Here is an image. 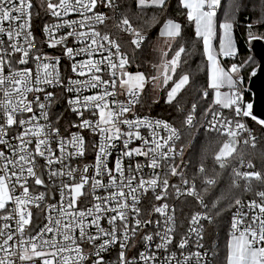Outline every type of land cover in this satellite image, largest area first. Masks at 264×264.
Listing matches in <instances>:
<instances>
[{
  "label": "snow or ice",
  "instance_id": "1",
  "mask_svg": "<svg viewBox=\"0 0 264 264\" xmlns=\"http://www.w3.org/2000/svg\"><path fill=\"white\" fill-rule=\"evenodd\" d=\"M167 0H137L140 8H164ZM179 3L186 11V18L189 22L195 25L196 42L202 47V54L207 62V87L216 90L214 104L222 106L224 109L233 108L237 116L241 113L248 117L252 104H247V108L240 105L242 94L236 90L238 82H242V77L239 81L233 76L234 73H239L252 61L250 56L243 64H233L230 68L225 69L221 64V57H235L238 55V43L233 36V23L229 19L222 22H217V9L221 4V0H179ZM98 6L114 7V0H58L53 3L52 0H41L40 7L45 8L47 14L57 21L52 25H46L47 39L45 43L49 48H61L62 56L68 58L70 61V71L79 77H84L86 73L89 78L86 80L73 79L64 75L60 70L61 55L49 56L41 54L36 43L34 34L31 32V15L35 7L33 0H0V89L7 103L0 101V113L4 116V122L0 123V144L9 145V142L4 138L13 125L17 123L24 129L17 139L20 140L19 160L7 159L3 152H0V161L3 166L0 167V210H6L8 201H12L16 207L12 209V215L5 217V220L16 219L17 230L21 233V239L15 245L10 243L14 236L11 230L7 233V238L3 239L0 244V252L6 253L5 258H0V264H37L34 258H42L43 264H105L104 254L114 244H119L121 251L119 252L118 264H156L157 256L154 253H147L141 251L139 258L127 256V247L131 243V238L137 233L141 226V220L135 219V227L130 223L128 210L139 215L137 204L139 203L138 189L147 191L148 187L153 190L161 186L159 179H152L145 181L142 178L136 188H133V182L136 178L135 174L140 172L139 164L135 168L129 165L124 166L125 159L131 160L134 156H149L151 158V168L160 167L157 160L164 161L167 159V152L164 150L167 147L168 151H173L171 144L177 137V132L173 130L169 138L163 143L159 141H148L140 135L139 128L141 126L153 127L155 135V126L150 122L144 120L122 119L125 113L131 111L132 106L139 101L140 92L145 86V76L142 73L131 74L125 70L128 63L127 57L120 55L117 46L116 52L111 51L114 41L108 35H103L95 30V25L103 24L107 17L103 13L96 12ZM69 14H79L84 19L82 20H68L66 17ZM91 14V15H89ZM123 25L127 29L130 27V22L127 18L123 19ZM79 25L82 28L90 29V31L77 32L76 28ZM7 26V27H5ZM70 28L66 35L57 37V33L61 29ZM162 35L168 37L178 38L182 36V25L179 22H174L168 19L163 26ZM7 36V40L4 37ZM74 39L78 44H83V47L74 48L69 47L66 43L68 39ZM98 38L101 42L98 43ZM23 39L24 43H21ZM144 37H139L143 40ZM258 37H251L249 34L248 43ZM91 40V44L85 42ZM139 40H134L133 43L139 45ZM107 42L108 56L99 61L91 59L96 52L105 51V43ZM218 42V46H217ZM187 51L186 46L181 45L171 61V72L176 74L177 69L182 62V55ZM33 52L36 55L33 56ZM16 54H19L17 61ZM81 55H87L89 59L87 62H74V58ZM118 56L119 61L114 62V57ZM5 57H8L5 62ZM107 60V66L110 67V79H102L100 73L102 71L101 65ZM14 62L21 66H26L29 63H35V72L28 67H23L22 70H17L13 67ZM119 70V83L121 87H127L128 100L127 104L110 99L115 95V92H109V86L113 89L117 83V72ZM5 71H9L10 75H4ZM259 68L254 69L251 73L255 76ZM173 75L165 74L164 83L173 80ZM66 81V83H65ZM190 76L183 74L179 80L173 81V86L167 94V100L171 103L177 94L188 85ZM227 85L231 90L228 94L220 92V89ZM10 86V87H9ZM51 86L55 88L59 86L62 90L69 93H77L74 99L68 101L72 106V110L80 117L78 124H73L72 127L79 131H67V139L61 134L58 127H51L50 124L41 125L34 123L39 120L34 113L38 107L40 116L44 120H48V112L46 109L55 97L54 91H47ZM97 90L100 93L94 95H84L83 98L79 95L83 90ZM30 93H43V101L40 95H36L32 100L27 97ZM205 98L208 96L207 90L203 93ZM112 105H118V110L114 109ZM91 111L92 116H98V119H85L84 112ZM23 113H33L28 119H17L18 115ZM218 115V114H214ZM191 123V117L188 118ZM232 121H224L223 126L226 128L228 135H235L229 125ZM264 125V121H259ZM123 126V127H122ZM164 128H168L165 124ZM239 129H243V124H238ZM87 130L94 136H99V141L92 143L95 149V163L94 174L87 175L90 168L85 165L82 169L85 175L79 177V182H75L76 173L80 171L79 168H71L65 164L72 158L84 157L86 153L87 142L83 136V131ZM35 138V152H30L25 145L33 143ZM134 139L143 141V147L148 150L144 151L142 147L130 148L129 145ZM56 142V146L60 155L57 156L51 146L52 142ZM123 143L124 150L120 155L114 159V164L109 167V162L112 159V151L117 147V142ZM71 146L74 151H68ZM13 154L16 155V150L13 148ZM231 154L229 145L225 144L221 150L220 157ZM37 157L43 158L45 166L51 168L55 164L61 165L60 171H51V176H67L73 180V183H62L59 189L61 205L57 208L55 205H49L50 209H55L67 217L65 222L60 220L54 223L58 226L62 225L63 240H40L39 243L33 238L29 237L23 240L24 226L29 224V219L26 218L30 213H25L24 206L30 201L39 203L45 199L44 195L30 196L29 188L23 187V196L14 198L12 193L15 191V185L21 180L22 174L26 171L29 177H37L35 179L36 185H41L43 180L39 178V173L36 171L38 160ZM23 162V163H21ZM17 165L19 167L17 168ZM11 166V167H10ZM67 171H64V169ZM173 175L177 174L176 167L171 168ZM104 176L109 177L107 184L102 182ZM246 178L256 177L260 178L259 173H243ZM13 177L15 180H13ZM117 178L119 182H117ZM89 180L92 181L91 191L95 192L97 188L101 189H119V192H110L109 195L100 198L96 197L97 201L103 200V203H96L94 207H90L87 211L81 210L79 212L69 213V209H73L79 198L87 195L84 190L85 185ZM163 188L166 191L168 188V180L162 181ZM127 188L128 192L124 189ZM191 195V192L188 193ZM131 195V204H129L128 196ZM257 195L264 200V192H259ZM164 198L163 193L156 195L157 200ZM123 201L118 203L117 207H112L113 202ZM66 203V207L64 206ZM240 200L236 201L239 205ZM249 207L252 209H259L258 214L253 215L252 221L249 224L245 223L246 215L234 216L231 224V231L226 245V256L224 264H264V204H258L256 201H250ZM168 205L155 207L156 213H161L165 216V231L156 232L155 236L148 234L141 239L145 242L146 248L151 247V242L159 237L161 243L156 245L157 250L167 249L168 245L173 242L169 233L172 231L168 228V224L173 220V217L167 215ZM114 213L108 216V213ZM108 216V224L110 229L106 230L100 226V220ZM91 217L90 223L85 221ZM123 225V231L117 227V220ZM211 220L210 217L201 214L192 216L190 223L192 225H199V227L190 228L191 232L203 240L202 235V220ZM150 223V221L148 222ZM77 225L79 226V241L85 242L83 245L78 243L74 233ZM5 229L8 225L5 224ZM95 227L97 232L95 235L89 234L88 229ZM46 232H52L51 227L45 229ZM60 228L58 227L57 235H60ZM5 235V231L0 229V237ZM187 244L186 239H182L178 247L184 249ZM90 246L88 253L84 252V247ZM198 247H203V244H198ZM30 249V250H29ZM42 249H52L51 252H45ZM51 258H48V257ZM208 253L201 254L199 251L195 253V264H208ZM15 259H14V258ZM175 253L171 256L165 257V261L174 260ZM185 264H192V255L189 254L184 257ZM176 264H180L176 260Z\"/></svg>",
  "mask_w": 264,
  "mask_h": 264
},
{
  "label": "built area",
  "instance_id": "2",
  "mask_svg": "<svg viewBox=\"0 0 264 264\" xmlns=\"http://www.w3.org/2000/svg\"><path fill=\"white\" fill-rule=\"evenodd\" d=\"M53 3L58 2V0H52ZM33 3L35 4V7L32 10L30 25H31V32L34 34L35 37V43L40 51L41 54H47L49 56H57L61 55V65L60 70L61 72L68 76L72 77L73 79H80V80H86L89 78L88 74L84 77H79L76 74L72 73L70 71V61L68 58H65L62 56L61 48L57 47L55 49L49 48L47 46V43H45L47 39V32L44 30L46 25H52L56 23L57 21L55 18H52L49 14L46 13L45 8L40 7L41 0H33ZM114 7H104V6H98L95 10L96 12L103 13L107 19L103 24L95 25V30L98 31L101 36L108 35L112 41H114V45L111 48V51L113 53L116 52V48L118 46L120 55L126 56L125 51L121 47L117 36L115 35L114 30L122 29L123 32L127 33L128 36H130L131 40H139V37H143V34H141L139 31L130 29L129 27L126 29L125 26L122 24L121 19H119L118 16V8L116 0H114ZM91 15V14H89ZM66 19L68 20H82L84 19L79 14H69ZM7 27V26H5ZM68 31H71L70 28L61 29L59 33H57V37L66 35ZM77 32L80 31H90V29L82 28L79 25H77L76 28ZM5 40H7V36L4 37ZM142 40H139V43ZM101 42L98 38V43ZM21 43L23 44L24 41L21 39ZM67 45L69 47L79 48L83 47V44H78L74 41V39L70 38L66 41ZM86 44H91V40H88L85 42ZM105 43V51L104 52H96L92 55L91 59L99 61L104 57L108 56V46L107 42ZM33 56L36 55L35 52L32 53ZM8 57H5V62ZM16 59L18 61L19 54H16ZM89 57L87 55H81L74 58V62H87ZM119 57H114V62L118 63ZM13 67L17 70H22L23 67H28L35 72V63H29L26 66H21L17 62H14ZM102 71L100 73H96L98 75L102 76V79L108 80L110 79V67L107 66V60L105 59L104 64L101 65ZM127 69V65L126 68ZM11 73L9 71H5L4 75H10ZM119 70L117 72V83L115 89H113L111 86H109V92H115V95L113 97H110V99H114L120 102H123L127 104L128 100V90L127 91H120L119 89ZM241 76L235 77L238 81ZM66 83V81H65ZM10 87V86H9ZM236 90L239 91L242 94V99L240 101V105L245 108L246 103V95L245 90L246 87L243 85L242 82H238L236 86ZM47 91H54L55 97L49 101L46 102L49 104V107L46 109L48 112V120H44L43 117L40 116V110L38 107L34 110V113L37 117H40L38 121L34 123H39L41 125L50 124L51 127H58L60 129V132L62 135L65 136L67 139V131L70 130L73 132L79 131L76 128H73V124H78L80 122V117L77 115L76 112L72 110V106L69 105L68 101L70 99H74L77 93H69L65 90H62L59 86H56L55 88L49 86L47 88ZM100 89L97 90H90L86 89L83 90L79 95L81 98H83L84 95H94L100 93ZM36 95H40L41 99L43 101V93H30L27 97L28 100H32ZM140 96L139 95V101L136 105L132 106L131 111L129 113H125L122 119H131V120H144L145 122H150L151 125L155 126L156 122L159 121V125L155 126V135L153 133V127L150 126H141L138 130L140 132V135L144 137L145 140H148L150 142L152 141H159L163 143L164 140H167L169 138L170 133L175 130L177 132V137L174 139V141L171 144V148L173 151H168L167 147H165V151L167 152V159L164 161L157 160V163L161 165L160 167H157L155 169L151 168L149 165L151 164V158L149 156H134L131 160L125 159L124 166L127 168L129 165L131 167L135 168L137 164L140 166V172L136 173L135 180L133 182L132 187L136 188V186L139 184L140 179L142 178L145 181H150L152 179H159L161 181V186L159 188H156L153 190L151 187H148L147 191L144 189H138L137 195L139 196V203L137 204V208L139 209V215L137 213H134L131 211V209L128 210V215L130 217V223L133 227H135V219L133 217L138 218L141 220V226L137 230V233L134 237L131 238V243L127 247V256L129 259L132 257L139 258V253L141 251H145L147 253H154L157 256L156 264H166L165 257L171 256L172 253H175V259L167 261V264H176V260L180 261V264H185L184 257L191 254L192 255V264H195V253L199 251L201 254L207 252V261L208 264H212L214 261V257L216 256V253L208 252V250L205 247V224L209 223L211 220L205 219L202 220V235L203 240L201 241L200 238L196 235V233L191 232L190 228L192 227H199V225H192L190 223L191 218L195 214H201L203 216L210 217L211 216L207 213L205 210V205L203 200L197 196L196 194V187L195 182L191 180L190 178H185L183 175V172L180 170V162L182 159V154L184 151V146L182 143V137H181V131L178 127L174 126L173 124L169 123L168 121L164 120L163 118L151 115L148 110L143 109L140 104ZM0 101H3L4 103H7L5 98L2 94V89H0ZM114 109L118 110V105H112ZM33 113H23L22 115H18L17 119H28ZM218 114V115H214ZM241 117H243V114H240ZM191 117V123L188 122V118ZM186 120L185 124L186 126H192L195 123H199L200 127L206 131L209 132H216L221 135H224L227 139L229 138H236V145L237 144H243V145H252L254 143L255 136L253 132L247 127V125L240 120L233 119L231 117H228L224 115L223 113L219 111H211L209 112L202 120H197L196 115L192 114L190 115ZM84 118L85 119H98V116L93 117L91 111H85L84 112ZM224 121H232V123L229 125V127L232 128L235 135H228L226 133V128L223 126ZM4 122V116L2 113H0V123ZM167 124L168 128H164V125ZM238 124H243L244 128L239 129ZM123 127V126H122ZM24 131L23 128L19 126L17 123L16 125H13L11 130L8 131V134L4 137L8 142L9 145H3L0 144V152L4 153V156L11 160L16 159L19 160V154L21 152L20 149V140L17 139L18 135ZM83 136L86 139L87 146H86V155L82 158L76 157L72 158L69 161H65V164L69 165L71 168H79L80 171L76 173V180L75 182H79V177L81 175H85L83 173L82 169L85 165H87L90 168V172L87 174L89 176L94 174V157H95V149L92 146V143L94 141H99V136H94L91 132L84 130ZM33 143L29 145H25L30 152H35V138L33 137ZM227 143V142H226ZM51 146L53 147V150L57 156L60 155L59 150L56 146V142L53 141ZM130 148H137L142 147L144 151H147L148 149L146 147H143V141L134 139L132 143L129 145ZM13 148L16 150V155L13 154ZM224 148V147H223ZM124 150L123 143L117 142V147L112 151V159L109 162V167H112L114 164V159L116 156L120 155L121 152ZM68 151H74V149L69 146ZM38 165L36 168V171L39 173V176L43 180V185H36L35 179L37 177H29L27 172L25 171L22 176L21 180L16 183L15 185V191L12 193L13 197H21L23 196V187L29 188V195L36 197L40 195H44L45 199L43 201H40L38 204L29 202L24 206L25 213H30V215H27L26 218L29 219V224L24 226V234L22 239L27 240L29 237L36 240L38 243L40 240H63V228L62 225L58 226L54 222L57 220H60L62 223L66 221L67 217H65L61 212L50 209L49 205H55L57 208L61 205V199L59 195V189L62 185V183H73V180L67 176H51V171H60L61 165L55 164L51 168L45 166V161L43 158L37 157ZM23 163V162H21ZM3 166V162L0 161V167ZM250 163L246 160H241L238 162V164L235 166V171L242 175L243 173L247 172L250 168ZM11 167V166H10ZM19 165H17V168ZM176 167L177 174L173 175L171 172V168ZM64 171H67L65 168ZM97 179H102V182L107 184L109 181V177L104 176L102 178L98 177ZM164 179L168 180V188L166 191L163 188L162 181ZM13 180L15 178L13 177ZM117 182H119L117 178ZM91 184L92 181L89 180L88 184L85 185V188L83 191L87 193V195L81 197L78 199L76 205L73 209H69V213L72 212H79L81 210L87 211L88 208L94 207L96 203H103V200L100 201L96 200V197L103 198L107 195H109L110 192H119V189L113 188V189H101L97 188L95 192L91 191ZM196 190V191H195ZM125 192H128V189H124ZM191 192V195L188 193ZM264 192V191H257L252 197L249 198H243L239 199L241 203L239 205L235 204L234 209L231 211V214L229 216V227L228 232L230 235L231 231V224L233 221L234 216H244L246 215L245 223L249 224L252 221V217L255 214H258L259 209H252L249 207L250 201H256L258 204H264V200H262L257 193ZM164 195V198L161 200L156 199V195L162 194ZM129 204H131V195L128 196ZM123 201L113 202L112 207H117L118 203H122ZM188 202L193 204H190V209H186L185 211H182V206L184 204H188ZM164 204L168 205L167 215L173 217V220L168 224V228H171L172 231L169 233V236L172 238L173 242L168 245L167 249H160L157 250L156 245L161 243L159 237H156L151 242V247L146 248L145 242L141 239L143 236L152 234L155 236L156 232H163L165 231V216L161 213L155 212V207L163 206ZM66 207V203L64 205ZM16 207V205L12 201H8L6 204V210H0V229L5 231V235L3 237H0V244L3 243V239L7 238V233L9 230H11V234L14 236V239L10 242L13 245V251L15 250V245L19 242L21 239V233L17 230V224L16 219H8L5 220V217H8L12 215V209ZM114 213L109 212L108 216L113 215ZM182 215H185L186 220L185 223H181ZM108 216H104L100 220V226L104 229L108 230L110 229V225L108 224ZM91 217H89L85 223H90ZM150 221V223H148ZM5 224L8 225V229H5ZM47 227L52 228V232H46L45 229ZM58 227L60 228V235H57ZM117 227L123 231V225L117 220ZM89 234L95 235L97 232V229L95 227H91L88 229ZM75 237L77 238L78 243L83 245L85 242L79 241V226L77 225L76 232L74 233ZM182 239L187 240V244L184 249H180L178 247L179 243ZM203 244V247H198V244ZM30 250V249H29ZM45 252H51L52 249H42ZM90 251V246L84 247V252L88 253ZM121 251L120 245L114 244L110 247V249L104 254V261L105 264H118L119 259V252ZM6 253L0 252V258H5ZM14 258V257H13ZM48 258H51L50 256ZM15 259V258H14ZM37 262V264H43L42 258H34ZM140 264H143V261L140 262ZM149 264H151V261H149ZM202 264H203V257H202Z\"/></svg>",
  "mask_w": 264,
  "mask_h": 264
},
{
  "label": "trees",
  "instance_id": "3",
  "mask_svg": "<svg viewBox=\"0 0 264 264\" xmlns=\"http://www.w3.org/2000/svg\"><path fill=\"white\" fill-rule=\"evenodd\" d=\"M116 3L119 19L127 18L130 26L138 29L144 37L137 46L122 29L114 30L127 55V69L130 72L147 73L152 61L155 40L168 19L182 25V36L173 39L167 51V56H171L181 45L186 46L187 49L182 55V62L176 74H172L173 80L161 89L157 100H152L145 88L140 96V104L151 115L163 118L180 129L182 142L185 144L180 170L185 177L195 182L205 210L211 216V221L205 224V247L208 252L216 253L212 264H224L229 239V216L236 201L252 197L257 191H264V125H257L250 116H237L234 107L224 109L214 104L212 91L207 87L206 58L202 54V47L196 42L194 23L187 20L186 11L182 9L179 0H167L164 8L142 9L138 6L137 0H116ZM216 19L217 22L231 20L234 25L233 36L239 48L237 56L221 57L222 64L226 69L233 64L241 65V60L252 55L247 42L248 32L252 31L264 37V0H221ZM254 69V64L249 63L239 72L246 87V101L250 102L252 93L247 88V83ZM183 74H188L190 81L169 103L166 98L167 90L173 85V81L179 80ZM205 90L208 92L207 98L203 95ZM209 104L210 108L203 111V107ZM211 111H219L228 117L243 121L253 132L254 143L252 145L239 143L229 156L217 159L220 156L221 146L227 138L219 133L202 129L199 123L192 126L185 124V120L190 115H196L197 120L200 121ZM240 160H246L251 165L245 173H259L260 178H246L243 174L239 175L234 166ZM190 204L193 202L184 204L182 211L190 209ZM182 218L181 223H185V215H182Z\"/></svg>",
  "mask_w": 264,
  "mask_h": 264
},
{
  "label": "rangeland",
  "instance_id": "4",
  "mask_svg": "<svg viewBox=\"0 0 264 264\" xmlns=\"http://www.w3.org/2000/svg\"><path fill=\"white\" fill-rule=\"evenodd\" d=\"M222 21H224V20H222ZM222 21H220V22H222ZM194 27H195V25H194ZM129 28L130 29L132 28L133 30L139 31L138 29H136L133 26H130ZM161 32H162V28H161ZM249 34L251 35V37H258V39L252 40L251 44H253V45H260V44L264 43V37L258 35L255 32L249 31L248 32V38H249ZM173 39L174 38L168 37L167 35H162V34L161 35H158L157 39L155 40V44H154V47H153L152 61L150 62L149 66H148L147 73H143V72H130L128 69H125L127 72H129V73H131L133 75L134 74H137V73L144 74V76H145V86H144L143 90L140 93H143L144 90H145V88H147V90H148V92H149L152 100H157L159 98L161 89L166 85L164 83L165 74L172 75L171 65H170L169 62L173 58L174 54L171 55V56H167V51L169 50V47H170ZM217 44H218V42H217ZM249 46H250V44H249ZM250 49H251V47H250ZM251 54L252 55H249L246 59H248L251 56L253 58V60L251 61V63H253L254 66H255V69H257V67H258V60L255 57V55L252 53V51H251ZM245 60H241V64H243ZM221 64H222V62H221ZM222 66L226 69V67L223 64H222ZM238 75H239V73H234L233 74L234 77H237ZM172 86L173 85H171L170 88L167 90L166 98H167L168 91H170V89H171ZM119 89H120V91H127L128 90L127 87H121L120 86V83H119ZM211 91H212V101L214 102L215 95H216V90L211 89ZM224 91H226V92L229 93L231 90L227 87V85H225L224 87H222L220 89V92H224ZM249 103L251 104L250 101H246V103H245V109L247 108V104H249ZM201 105L202 104L200 103V106ZM210 106L211 105L209 104L208 106L203 107V111L205 109L206 110L209 109ZM249 116H250V118L257 125H262L261 123H259V121H261V120H259V119L255 118L254 116H252L251 110H250V115ZM236 141H237L236 138L226 139L225 142L223 143V145L221 146L220 153H221V150L223 149V147H224L225 144H228L229 145V149L232 152L234 150L235 146H236ZM183 146L185 147V144H183ZM227 156H229V155H227ZM227 156H224V157L226 158ZM222 162L224 163V159H222ZM185 178H189V177H185ZM196 194H197L198 197L201 198V195L199 194V189L196 191Z\"/></svg>",
  "mask_w": 264,
  "mask_h": 264
},
{
  "label": "water",
  "instance_id": "5",
  "mask_svg": "<svg viewBox=\"0 0 264 264\" xmlns=\"http://www.w3.org/2000/svg\"><path fill=\"white\" fill-rule=\"evenodd\" d=\"M250 47L258 60L257 68H259L255 76L250 75L247 83V88L252 93L251 114L255 118L264 121V43L260 45L250 44ZM39 178L41 177L39 176Z\"/></svg>",
  "mask_w": 264,
  "mask_h": 264
},
{
  "label": "crops",
  "instance_id": "6",
  "mask_svg": "<svg viewBox=\"0 0 264 264\" xmlns=\"http://www.w3.org/2000/svg\"><path fill=\"white\" fill-rule=\"evenodd\" d=\"M175 22V21H174ZM163 26H164V24H163ZM163 26L161 27L162 29H163ZM159 35H161V29H160V34ZM217 46H218V44H217ZM221 93H224V94H228V92H226V91H224V92H221ZM216 96V95H215ZM217 106H219V105H217ZM219 107H222V106H219Z\"/></svg>",
  "mask_w": 264,
  "mask_h": 264
}]
</instances>
